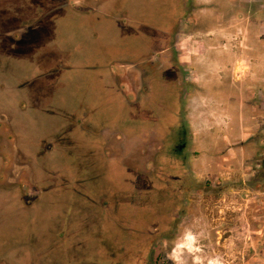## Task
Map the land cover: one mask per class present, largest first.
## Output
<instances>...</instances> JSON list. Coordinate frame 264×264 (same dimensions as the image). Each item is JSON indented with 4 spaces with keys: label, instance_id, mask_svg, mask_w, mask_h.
<instances>
[{
    "label": "rangeland",
    "instance_id": "374dc122",
    "mask_svg": "<svg viewBox=\"0 0 264 264\" xmlns=\"http://www.w3.org/2000/svg\"><path fill=\"white\" fill-rule=\"evenodd\" d=\"M103 1L0 0V147L12 156L3 155L6 160L0 161V193L9 194L0 197V244L15 239L13 258L19 264H121L126 254L138 248L142 250L141 264H264V249H237V243H247L250 236L240 230L264 223V208L239 205L236 190L240 186L231 185L230 180L227 184L201 180L194 167L192 179H184V168L172 170L170 166L171 162L190 163L186 138H196V146H202L211 140L208 137L228 134L240 120H249L247 78L235 82L230 60L221 59L216 52H230L231 35L237 27L231 20L244 21L248 14L261 18L264 0H237L239 7L236 0L233 5L232 0H124L120 4H128L126 14L109 11L107 2L114 0ZM248 3L256 6L253 13H247ZM129 20L138 23L130 27L138 28L136 35L124 31V25L133 23ZM94 24L101 41L92 40ZM177 27L175 49L185 75V91L178 90L174 78L159 75L153 91H145L146 97L130 107L137 113L135 119L124 122L125 107L119 114L113 108V90L109 108L94 95L100 84L111 86V79L108 75L102 81L95 78L96 83L84 90L94 107L92 115L79 117L80 107H70L77 110L75 117H79L84 138L73 146L67 143L68 162L64 155L63 161L60 153L53 154L42 174L35 161L26 160V147L37 141L35 133L54 135L49 134V125L58 129L57 138L68 140L69 133L61 127L73 115L63 109L64 104L55 107L63 114L62 121L61 115L43 110L33 115L11 111L26 100L30 90L58 79L104 76L116 61L136 62L160 48ZM242 30L238 26L240 37L245 34ZM221 37L225 42H220ZM87 53L104 62L83 64L82 56ZM215 67L224 70L211 71ZM124 83L131 91L130 79ZM147 96L155 105H162L149 108L144 105ZM250 98L263 104V85H256ZM25 100L23 110L28 106ZM193 103L198 104L196 109ZM8 115L15 120L17 131L23 118L32 122L27 123L31 134H13L5 121ZM118 116L116 123L128 129L140 126L143 133L157 129L161 138L158 164L156 159L148 161L147 152L137 155L143 169L133 166L144 176L124 169L120 159L105 154L99 134L114 130L109 121ZM202 125L205 127L200 129ZM49 142V150H53L55 141ZM228 149L227 144L222 145L223 152ZM57 165L63 166V174L58 176L59 188L52 189L56 186L53 177L60 173ZM42 177L43 185L37 186L34 181ZM248 189L244 193L255 195ZM27 197L33 200L27 202ZM256 235V242L264 241V234ZM136 258L132 256L133 264L140 261Z\"/></svg>",
    "mask_w": 264,
    "mask_h": 264
},
{
    "label": "crops",
    "instance_id": "0c3cea01",
    "mask_svg": "<svg viewBox=\"0 0 264 264\" xmlns=\"http://www.w3.org/2000/svg\"><path fill=\"white\" fill-rule=\"evenodd\" d=\"M114 1L108 2L109 5L104 3L105 5L111 7V10L109 11L116 12L119 10L120 12H125L126 14L128 4L125 3L121 6L120 3L122 2V0H119L118 2ZM233 4L234 1L232 0L231 5ZM251 4L252 5L248 3L246 5V9L248 11L247 13H253L255 10V4ZM235 5L236 7H239L237 0L235 2ZM262 8L264 9V3L262 4ZM129 23H132L131 20H129ZM231 23L237 26L236 32L238 31V26H241L243 28L242 34L245 33L246 35L243 34V36L240 37L238 32L233 33L231 35L230 52H226L224 49H221L216 53H218V56H220L221 59L226 58L230 60L235 82L245 77L247 78V95L249 94V96L245 104L248 106L247 109L249 112V120L247 121V123L244 120H240L239 126L228 134L218 133L211 137H208L211 140L204 141L202 146H196V138H186V145L188 147L187 155H189L188 161H190V163L175 165L171 162L170 166L172 170H178L180 166L184 168V179H192V168L194 167L198 171L199 178H202L201 180L211 181L217 184H227L229 181L226 180H230L231 185L235 187L240 186V189H244L236 190V198L239 205L241 204V206H245L246 208H264V187L262 185L264 184V102L263 104L254 102L253 98H250V94H253L256 85L261 84L264 87V12L262 13L261 18L250 17V15L248 14L247 18L244 21L236 18L234 20L232 19ZM92 27L94 31L92 40L94 42L96 40L101 41V34L95 32L97 30L95 24ZM220 42H225V39L221 37ZM242 46H244V48H242ZM92 56L94 55H90L89 53L82 56V60H85V63L83 64L92 62H104L101 58L96 59V57ZM116 63L117 64L114 67L108 69V73L104 74V76L103 74H99L101 76L93 77H90V75H83L82 77H79L80 79L76 77L66 80L58 79L57 81H50L48 83L36 86L26 94V97H29L30 103L26 102L28 106L26 105L25 110H23L21 107V104H24V102L20 103V106L17 104L16 109H11V111L18 115L24 112H30L31 114H34L35 109H40L41 111L43 110L48 113H54V115L57 116L61 115V121L63 119V114L57 112L58 109L55 108L57 105L61 108V105L64 104L63 109L65 108L69 111H73V115H71L72 117H70L71 122H68L65 126L61 127L67 134L69 133L68 140L64 141L62 140V137L57 138L56 132L58 129L56 128L54 130L53 127L49 125L48 131L51 130L49 134L53 132L55 137L54 135L48 136L47 133L45 135L44 131L38 132L37 134L35 133L33 137L35 140H37L36 143L32 142V144L26 147V160H28V162L35 161L36 168L40 172L42 171V174H44L45 171L42 170L43 168L41 167V161L40 159H38L36 154H40V156L44 154L49 157L53 154L58 156L60 153L61 159L64 161V155L66 162H68V150H70L69 145L73 146L74 144H77L79 138H84L82 130L79 126L78 121L80 120L78 118L81 117L83 113H86L87 117H89L93 113L94 107L88 103L89 96L86 91L84 92V90L85 88H87V86H89L90 83H96L94 82L95 78L102 81L103 78L106 79V76L108 75V78L111 79V86L109 84H107L108 86H103L100 84L95 89L94 95L97 99H100L102 101V106H105V108H109L111 106V93L113 90L114 96L112 105H114L113 108L116 109V113L119 114V112L123 110V107H125V110H123V121L125 119L129 122L135 119L137 113L131 111L130 107L133 105V103H135V100L140 99V97H146V95H144V93H146L145 91H153L154 87L152 88L153 85L149 82V80H146V78H142L143 75L141 70L135 68L131 63L129 64L127 62L118 61H116ZM205 70L208 71L207 69ZM223 70L224 67H221L220 69H218L217 67L213 69L211 68V71L214 72H220ZM119 78L122 81H119ZM126 79H130L131 91L124 87H127V84L124 83ZM182 90L185 91V87ZM77 91L81 92L78 93ZM171 91L174 96L175 88H172ZM32 93L36 98L34 100H32ZM184 97L185 96H183L182 99H184ZM149 98L150 97H148L144 103V105L148 106L149 108L156 109L162 105H155ZM77 105L80 107L79 112L81 113L78 118L75 117V115L77 114V110L75 108H70ZM197 107L198 104L193 103V108L196 109ZM127 109L131 111L133 115L130 114L129 116L126 113ZM8 113L10 114V112ZM35 117L37 121L42 122V119H39L37 116ZM260 117L263 118V124L259 123ZM120 118L121 117L118 116L114 122L109 121L111 127L114 130L109 132L107 130L101 131V133L99 134V137L102 138L103 149L105 150L106 156L109 159H120V162L123 165L124 169L129 168L135 170L136 172L137 170L134 166L140 165V169H143V167L141 166V162H137V155L140 153L143 154L147 152L151 156L150 160L148 161H153L154 159H156L157 161L155 160V164H158V158L160 154L159 142L161 138L159 137V134L156 133L157 129H150L147 131V133H143L140 126L133 125L128 129V126H123V123H120L121 125L119 123H116L117 119ZM5 121L8 122L13 134H15V132L21 134L23 133V131L25 132V134L27 133V136L31 134L30 132H28V128L30 129V127H27V123L32 122H25L23 118L18 123L19 128L17 131L15 127L16 125L13 124L15 120L13 121L12 116L7 117V120ZM9 127L6 126L5 129L9 131ZM203 127L205 126L202 125L200 129H202ZM117 128H120L122 132L115 130ZM261 130L262 132L260 133ZM260 134H262L263 136L259 137ZM9 135H11V133L7 134V136ZM43 135H45L47 138H44V141L43 138H41L43 137ZM71 135L72 138L70 139ZM49 141H55V147L53 150H48L50 148ZM85 141L84 143H87ZM40 143L47 144V146L45 145L46 151H40L39 153V148H36V146H38ZM67 143H69V145ZM223 144H227L229 146L227 152H223ZM33 145L35 146V148L33 147ZM19 150L20 152L25 154L23 149L20 148ZM3 155L12 159V156L8 153V151L1 149L0 147V161L6 160ZM28 162H26V165H29L27 164ZM67 165L71 164L68 163ZM57 166L59 168L58 172L60 173L55 175L54 180L56 181V186H54L52 189H55L57 187L59 188L60 182L58 181V176L60 177L63 174V166ZM138 174L144 176V174ZM44 181L45 179H43L42 177V180L34 181V183L36 182L35 184L37 185L41 183L40 186H42ZM26 182L27 184H29L30 181L28 182V179L26 178ZM70 182L71 181H68L66 184H69ZM248 188H250V191H254L255 195L244 193L246 191H249ZM7 195L9 194L0 193V197H4ZM31 199L32 198L27 197L26 201L28 202ZM33 231V229L28 230L29 233H33ZM240 233H246V235L250 234V236L248 235L247 237V243H237L238 250L247 249L254 251L256 249H264V241H255L256 236H258L256 234H264V223H262L258 227L254 224L249 225L245 228V231L240 230ZM254 259L255 256H252L251 260L253 261ZM7 264L19 263L8 261Z\"/></svg>",
    "mask_w": 264,
    "mask_h": 264
},
{
    "label": "flooded vegetation",
    "instance_id": "af4514ba",
    "mask_svg": "<svg viewBox=\"0 0 264 264\" xmlns=\"http://www.w3.org/2000/svg\"><path fill=\"white\" fill-rule=\"evenodd\" d=\"M103 2H106V0H104ZM107 3H105V4H107ZM131 22H133V23L130 26H126V25L123 26L124 31H126V35H127V33H130V34L138 33V28H130V27L138 26L137 21L131 20ZM178 25H179V22H178ZM177 33H178V27L174 31H172L171 33L167 34L168 39H167V41H165V43L163 45L160 46V48L153 50V51H151L145 55H142L139 60L136 59V62H127V61L126 62L129 64L131 63L135 68H138L139 70H141L142 75H143L142 78H144V79L146 78V80L151 81L152 85L154 83H156V84L159 83V81H158L159 75H161V76L169 75L171 80L173 78L175 79L174 84L176 86H179L178 90L184 89L183 84L185 83V81H183V79H185V75L183 74L182 68L180 67V61H179V56L177 54V49H175L176 48L175 43H176L177 36H178ZM134 35H136V34H134ZM24 85H25V83H24ZM24 85H21L20 88H23ZM32 95H33V93H32ZM34 99H36V98L33 95L32 100H34ZM24 100H22V101L24 102ZM25 101L27 103H30L29 97L28 98L26 97ZM38 111H41V110L35 109L34 113H37ZM126 113L128 115H130L131 111L128 112V109H127ZM45 145L47 146V144L40 143L38 146H36V148H39V150H38L39 153H40V151L41 152L46 151ZM33 147L35 148L34 145H33ZM36 156L41 161V167L43 168L42 170L46 171L47 167L45 165H48L49 161L47 159L49 157L44 155V154L41 156H40V154L39 155L36 154ZM50 178H52V177H50ZM50 178H47L46 180H49ZM40 184L41 183H39L38 185H40ZM13 237L14 236H12V238ZM25 237L26 236H24L23 239H25ZM4 239L5 238H3L1 240H4ZM14 243H15V239H13V240L9 239L5 245L0 244V264H7L8 261L16 262L15 259L13 258V255H16V254H14V250H15L13 248V246H15V245H13ZM138 249H139V251L136 250V251H134L133 254H131V253L126 254V256H125V258L121 264H133V262H132V256L133 255H137L136 259L140 260V261L135 262L134 264H141L142 263V250L140 248H138ZM17 254H19V253H17ZM139 254H140V256H139Z\"/></svg>",
    "mask_w": 264,
    "mask_h": 264
}]
</instances>
